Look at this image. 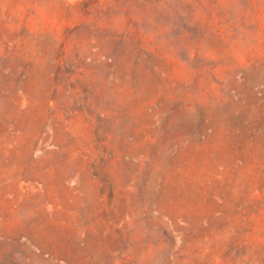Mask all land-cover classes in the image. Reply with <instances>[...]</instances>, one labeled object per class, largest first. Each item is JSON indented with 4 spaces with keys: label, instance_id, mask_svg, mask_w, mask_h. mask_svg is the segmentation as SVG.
Listing matches in <instances>:
<instances>
[{
    "label": "rangeland",
    "instance_id": "374dc122",
    "mask_svg": "<svg viewBox=\"0 0 264 264\" xmlns=\"http://www.w3.org/2000/svg\"><path fill=\"white\" fill-rule=\"evenodd\" d=\"M0 264H264V0H0Z\"/></svg>",
    "mask_w": 264,
    "mask_h": 264
}]
</instances>
